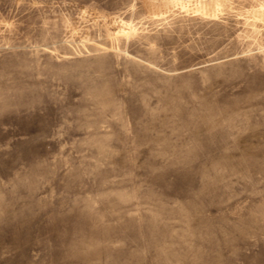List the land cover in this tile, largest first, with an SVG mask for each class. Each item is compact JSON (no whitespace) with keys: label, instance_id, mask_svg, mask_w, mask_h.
<instances>
[{"label":"rangeland","instance_id":"1","mask_svg":"<svg viewBox=\"0 0 264 264\" xmlns=\"http://www.w3.org/2000/svg\"><path fill=\"white\" fill-rule=\"evenodd\" d=\"M0 264H264V0H0Z\"/></svg>","mask_w":264,"mask_h":264}]
</instances>
